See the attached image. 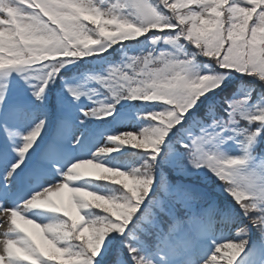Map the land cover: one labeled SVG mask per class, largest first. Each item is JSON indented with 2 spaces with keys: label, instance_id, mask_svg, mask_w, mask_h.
Listing matches in <instances>:
<instances>
[{
  "label": "snow or ice",
  "instance_id": "snow-or-ice-1",
  "mask_svg": "<svg viewBox=\"0 0 264 264\" xmlns=\"http://www.w3.org/2000/svg\"><path fill=\"white\" fill-rule=\"evenodd\" d=\"M0 224V264H264V0H0Z\"/></svg>",
  "mask_w": 264,
  "mask_h": 264
},
{
  "label": "rangeland",
  "instance_id": "rangeland-1",
  "mask_svg": "<svg viewBox=\"0 0 264 264\" xmlns=\"http://www.w3.org/2000/svg\"><path fill=\"white\" fill-rule=\"evenodd\" d=\"M87 167L91 168V166H87ZM5 230H6L5 226L2 225V224H0V233H2V232L5 231ZM2 238H3V237L0 236V239H2ZM221 242L223 243L224 241H221Z\"/></svg>",
  "mask_w": 264,
  "mask_h": 264
}]
</instances>
